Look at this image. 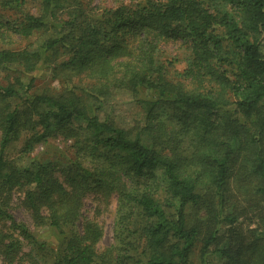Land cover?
<instances>
[{"label": "trees", "instance_id": "1", "mask_svg": "<svg viewBox=\"0 0 264 264\" xmlns=\"http://www.w3.org/2000/svg\"><path fill=\"white\" fill-rule=\"evenodd\" d=\"M58 139L66 163L31 155ZM25 258L264 264V0H0V259Z\"/></svg>", "mask_w": 264, "mask_h": 264}, {"label": "rangeland", "instance_id": "2", "mask_svg": "<svg viewBox=\"0 0 264 264\" xmlns=\"http://www.w3.org/2000/svg\"><path fill=\"white\" fill-rule=\"evenodd\" d=\"M114 1L118 2V0H93V3H95L96 5H99L100 7H106V6H111L114 5ZM124 2H140L142 0H122ZM172 46L171 45H167L164 47V49L166 50L167 53V58L174 55V51L172 50ZM171 53V54H170ZM178 59H180V57H178ZM181 60V59H180ZM179 61V60H178ZM181 65H179V63L176 64L175 62V67L180 68ZM123 95L117 96L115 97L112 101H111V105L114 107L115 112L118 113L119 116H121V118L127 122H131L132 120V116L136 115V113L139 111L138 108L134 107L133 105L126 103L125 100L122 101ZM121 98V100H117ZM20 147V142L17 143L16 148L18 149ZM72 149L69 147V143L68 141L65 142L63 140H52L49 142V144L44 147L43 145H38L35 150L31 153V155L34 156H40L41 158H46V159H51V160H56L59 161L60 163H66L67 159L70 156V151ZM48 151H50L49 153H47ZM12 154H16L17 151L13 150ZM66 154V155H61V154ZM29 161V158H22V160L20 161L21 163L26 164ZM233 194L236 195L235 192H233ZM248 196H243V197H239L240 200V204L242 207H244L245 209H247L248 206ZM248 201V202H247ZM14 203V202H13ZM114 198H111V201L108 202H104L101 199H98V197L93 194L92 192L89 193L85 199H84V203H83V209H82V214H83V218H88V219H95L98 221V223L101 225L102 229H103V235L102 238L98 244L99 248L101 247H105L107 245H109L112 242V227H113V216H114ZM10 213L15 217V219L17 221H20L22 223H24L27 227L31 228V219L30 216L28 214V212L26 210H24L23 208H21L19 206V208L15 205V203L13 204L12 209H10ZM250 213V212H249ZM251 215V213H250ZM252 216V215H251ZM253 218L247 219V220H242L239 224V226H241L243 229H245L246 227H255L258 224V219L256 218V216H252ZM83 218L81 219V221L79 222V227H81L82 223H83ZM28 248L25 247L24 251H27ZM194 256V255H193ZM27 258H25L24 260L19 261L20 264H28L27 263ZM215 262H217L216 259H214ZM0 264H2L1 259H0Z\"/></svg>", "mask_w": 264, "mask_h": 264}]
</instances>
